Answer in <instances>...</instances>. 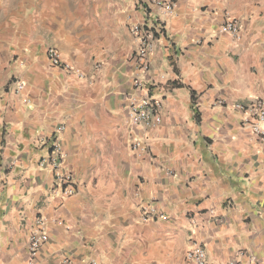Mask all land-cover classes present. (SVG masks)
<instances>
[{"label":"crops","instance_id":"obj_1","mask_svg":"<svg viewBox=\"0 0 264 264\" xmlns=\"http://www.w3.org/2000/svg\"><path fill=\"white\" fill-rule=\"evenodd\" d=\"M141 1L0 0V264H31L40 217L33 264H194L196 244L207 264H264V143L236 108L264 99V0H177L136 89ZM229 18L240 39L221 31ZM146 95L161 122L137 130L138 152L129 105ZM55 142L69 197L39 167ZM150 202L166 219L142 221Z\"/></svg>","mask_w":264,"mask_h":264},{"label":"built area","instance_id":"obj_2","mask_svg":"<svg viewBox=\"0 0 264 264\" xmlns=\"http://www.w3.org/2000/svg\"><path fill=\"white\" fill-rule=\"evenodd\" d=\"M145 10V18L141 23H136L132 26L131 31L137 40L136 58V74L134 86L136 89L142 88L143 78L141 76L147 74L150 70V56L154 51L155 44L159 39L162 31L157 24L158 21H163L164 17H173L176 13L177 0H142ZM150 15H153L157 21L150 20ZM164 22V21H163ZM221 31L230 34L236 39H240V25L236 19L229 18ZM47 56L51 64L67 71L74 76L84 79L86 76L83 72L76 69L73 65L65 62L62 59L61 53L56 48H49ZM17 92H22L25 89L23 82H15ZM163 106V100L153 98L149 95L144 97H131L129 105L128 123L131 128V148L134 151L144 152L147 150V144L144 138L138 135L137 130H144L150 127H157L161 122L160 110ZM237 109L249 114L254 118V123L249 124L251 131L260 141L264 143V99H256L248 106H236ZM63 131L64 127H60ZM65 156L61 146L55 142L52 147L51 154L39 162V167L42 169H50L55 173L56 188L62 196L69 197L74 194V176L64 168ZM7 170V168H6ZM5 170V171H6ZM141 219L143 222H153L159 219H166L161 214L153 203L144 204L141 209ZM36 229L33 231L29 239L28 253L31 264L38 257L39 252L44 244L49 241V236L46 231V220L43 217L37 219ZM187 259L194 264H207V256L204 248L198 244L194 245L187 253ZM65 264H71L66 261ZM89 264H100L96 260H91Z\"/></svg>","mask_w":264,"mask_h":264}]
</instances>
